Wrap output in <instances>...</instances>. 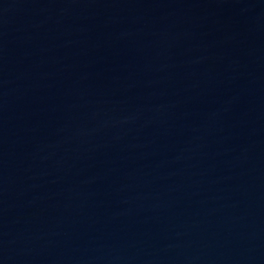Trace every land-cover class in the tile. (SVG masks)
Masks as SVG:
<instances>
[{
    "label": "water",
    "instance_id": "water-1",
    "mask_svg": "<svg viewBox=\"0 0 264 264\" xmlns=\"http://www.w3.org/2000/svg\"><path fill=\"white\" fill-rule=\"evenodd\" d=\"M0 264H264V0H0Z\"/></svg>",
    "mask_w": 264,
    "mask_h": 264
}]
</instances>
